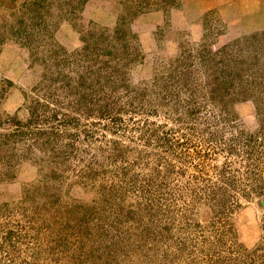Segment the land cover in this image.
<instances>
[{"label": "rangeland", "instance_id": "obj_1", "mask_svg": "<svg viewBox=\"0 0 264 264\" xmlns=\"http://www.w3.org/2000/svg\"><path fill=\"white\" fill-rule=\"evenodd\" d=\"M249 1L0 0V264H264Z\"/></svg>", "mask_w": 264, "mask_h": 264}, {"label": "crops", "instance_id": "obj_2", "mask_svg": "<svg viewBox=\"0 0 264 264\" xmlns=\"http://www.w3.org/2000/svg\"><path fill=\"white\" fill-rule=\"evenodd\" d=\"M245 9H248L247 11H249L248 19H250V22L255 21L257 20V18L254 19L253 16H257V13L261 15L264 12V0H256V3H251L249 1L248 3H246Z\"/></svg>", "mask_w": 264, "mask_h": 264}]
</instances>
